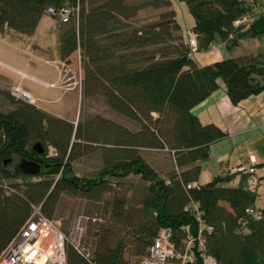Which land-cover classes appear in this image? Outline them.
<instances>
[{
	"label": "trees",
	"instance_id": "1",
	"mask_svg": "<svg viewBox=\"0 0 264 264\" xmlns=\"http://www.w3.org/2000/svg\"><path fill=\"white\" fill-rule=\"evenodd\" d=\"M178 1L193 18L194 50L190 34L185 39L180 33L171 0H0V32L7 27L32 34L49 6L73 7L58 26L60 60L70 66L81 48L84 96L102 95L138 124L131 129L98 113L75 124L0 88V250L32 204L54 218L66 192L98 202L101 213L88 229L90 252L67 242V264H132L129 256L139 261L164 226L179 243L185 230L195 228L194 215L185 209L192 200L213 229L187 264H204L202 253L217 264H264V214L238 229L245 208L255 206V192L222 184L237 172L187 187L197 182L209 144L225 134L215 123H202L193 107L218 87V79L234 104L264 90V47L204 65L191 53L209 49L217 39L229 49L241 38L264 39V11L251 18L253 6L246 0ZM143 9L152 14L139 17ZM243 15L248 21L235 24ZM32 139L41 143L42 153ZM143 147L172 152L175 170L168 178L147 162ZM95 149L102 152L100 169L76 175L73 161ZM22 156L39 161L40 172L16 175L13 165ZM130 176L141 182L126 180Z\"/></svg>",
	"mask_w": 264,
	"mask_h": 264
},
{
	"label": "rangeland",
	"instance_id": "2",
	"mask_svg": "<svg viewBox=\"0 0 264 264\" xmlns=\"http://www.w3.org/2000/svg\"><path fill=\"white\" fill-rule=\"evenodd\" d=\"M171 6H173L172 3ZM176 8L178 9V11L175 9L176 14L178 12L181 24L183 28H185L186 21L183 16L184 11L182 8H179V6H176ZM149 14H152L151 10L143 9L138 16L146 18ZM59 23L60 20L56 15H51L45 12L41 17L37 35L35 32V35L33 34L31 37H27L25 33H20L11 28H6L0 32V35L5 37H13V40H9V42L0 39V60L10 61V59H12L17 62L24 63L26 62V56L19 46L21 48L24 47L25 49L28 48L30 51H36V53L39 52L42 56L47 58L45 59V62L35 63V66L40 71V74H38L39 77L45 81H50L55 77H58L57 82H47L48 86L25 77L22 81L23 87L29 89L37 97V100L32 98V100L27 101L37 104L38 107H40L39 105H42L45 108L47 107L48 109H44L42 107L40 108L58 116L65 117L73 121L75 124L89 114L98 113L102 116L127 125L131 129H137V123L113 110L105 102L102 95L84 96L83 52L81 48H78V57L73 58V61L75 60L76 62H72L70 66L67 65L65 69H59L61 67L59 64L60 58L56 56L54 49L56 39L55 36L57 37ZM54 24L57 25L56 28ZM187 33L188 35H192L190 30H187ZM39 44L44 45L43 52L45 54H43L42 50H40L41 47H39ZM50 54H53L54 56ZM0 73L7 74L17 82L20 79V75L14 73L1 64ZM55 85L59 88L57 91L58 93H53L49 96V98H41L46 97L50 95L52 91L57 90ZM0 88L9 89L10 86L8 85L7 87ZM1 100L2 99L0 98V102ZM260 137H264V130L260 133V135L250 140L248 145L251 149L259 148L262 152H264V139L261 141ZM258 138L260 139L259 143H251L254 140H258ZM33 142V139L30 140V144L33 145ZM52 150L53 149L49 147V153H51ZM141 153L147 162H149L151 166L154 167L163 177L168 178L169 174L175 170L172 152H169L166 149L143 147L141 149ZM72 165L73 172L78 176H88L94 174L102 165V152L100 149H95L90 153L75 159ZM126 180L133 181V183L141 182L138 176H130L127 177ZM256 205L264 208V191L261 192V195H258ZM99 208L100 206L98 202L91 201L79 195H72L70 193L63 192L55 211L54 218H56L59 222V226L62 230L65 232L67 230L68 233H66L69 240L73 243L78 242L79 248L81 250H85L87 253L91 250L90 241L88 240V229L100 220L101 213L98 210ZM73 230L75 232L72 234ZM129 258L131 259L132 264H137L139 256L132 255V257L129 256Z\"/></svg>",
	"mask_w": 264,
	"mask_h": 264
},
{
	"label": "crops",
	"instance_id": "3",
	"mask_svg": "<svg viewBox=\"0 0 264 264\" xmlns=\"http://www.w3.org/2000/svg\"><path fill=\"white\" fill-rule=\"evenodd\" d=\"M246 1L251 2L253 6L252 11L249 13L251 18H253L257 13L264 11V0ZM171 3L173 5L172 7H174L175 9H177L176 6H179V8H182L184 11L183 16L186 21L185 28H183L181 24L180 15L178 14V12V15L176 14V17L181 26L180 33L186 39L188 37L187 30L191 31L190 27L193 24L192 15L188 11L187 6L183 4L182 1L171 0ZM40 21L41 18L32 34H25L27 37H31L33 36V34L35 35V32L37 35ZM54 26L56 28L57 25L54 24ZM190 33L193 35L192 32ZM57 37L55 36L56 39L54 43V49L56 56L59 57V42ZM0 39L9 42V40H13V37L9 38L0 35ZM39 47H41L40 50H42L43 52L44 45L39 44ZM263 47V38H241L238 44L231 49L227 47L225 41L217 39L209 49L195 50L191 53V56L199 65H204L226 58L228 56L239 55L243 53L255 54ZM19 48L24 52L26 56V62L21 63L10 59V61L0 60V64L10 69L14 73L20 75V79L17 82L7 74L0 73V87H7L9 85L11 88L16 84H20L23 87L22 81L23 79H25V77L45 86H48L47 82H57L58 77H55L50 81H45L38 75L40 74V71L35 66V63L45 62V59H47L46 57L42 56V54H40L39 52L36 53V51H30L28 48H21L20 46ZM43 54L45 53L43 52ZM55 87L57 88V90L52 91L50 95L41 98H49V96H51L53 93H58L57 91L59 88L56 85ZM23 88L30 92L32 98L37 100L35 94H33L29 89L25 87ZM39 106L44 109H48L47 107L45 108L42 105ZM192 111L198 116L199 120L202 123H215L225 132V134L221 138L214 140L209 144V156L206 159L199 161L200 172L197 183H206L213 179L215 176L225 175L229 173V168L233 165H237L240 163H254L257 167V170L254 174L259 177V183L257 185H252L248 179V175H244L240 172H237L231 180L223 182L222 184L231 187L242 184L246 188L253 190L256 194L254 205L257 206V197L258 195H261L262 191H264V152H262L259 148L251 149L248 143L250 140L260 135V133L264 130V90L252 94L242 99L237 104H234L231 102L227 95L225 83L223 82V80L218 79V87L213 90L205 99L196 104L193 107ZM260 139L262 141L264 137H260ZM260 139L258 138V140H254L251 143H259ZM221 203L227 204L225 201H221ZM204 264L217 263L214 259H208L204 261Z\"/></svg>",
	"mask_w": 264,
	"mask_h": 264
},
{
	"label": "built area",
	"instance_id": "4",
	"mask_svg": "<svg viewBox=\"0 0 264 264\" xmlns=\"http://www.w3.org/2000/svg\"><path fill=\"white\" fill-rule=\"evenodd\" d=\"M72 10L71 6H62L59 9L49 6L46 12L56 15L60 21H67ZM247 21L248 17L243 15L235 21V24ZM189 40L194 50L196 40L193 35H190ZM59 64L60 70L67 66L61 60ZM10 92L15 97L32 100L30 92L20 84L13 85ZM256 170L254 163H240L229 168V172L247 174L252 185L259 183V177L254 174ZM190 186H198V183L196 181L187 183V187ZM185 209H189L194 215V231L185 230L178 243L173 239V232L169 226L161 227L146 253L140 257L138 264H187L194 257V248L204 247L207 235L211 233L213 226L206 221L204 211L198 202L192 200ZM263 214L264 208L247 206L238 229H246L249 218H261ZM68 241L81 251L78 242L73 243L69 240L67 233L61 229L55 218L45 214L40 204H32L28 218L0 250V264H67L66 243ZM31 251L35 253L32 254ZM202 254L203 261L214 259L210 254Z\"/></svg>",
	"mask_w": 264,
	"mask_h": 264
},
{
	"label": "water",
	"instance_id": "5",
	"mask_svg": "<svg viewBox=\"0 0 264 264\" xmlns=\"http://www.w3.org/2000/svg\"><path fill=\"white\" fill-rule=\"evenodd\" d=\"M33 147L38 153H42L44 148L39 141L33 144ZM8 159V158H7ZM6 161V160H5ZM41 164L35 159H29L24 156L20 157L13 165V171L16 175L26 174V175H36L40 172Z\"/></svg>",
	"mask_w": 264,
	"mask_h": 264
},
{
	"label": "bare ground",
	"instance_id": "6",
	"mask_svg": "<svg viewBox=\"0 0 264 264\" xmlns=\"http://www.w3.org/2000/svg\"><path fill=\"white\" fill-rule=\"evenodd\" d=\"M31 253H32V254H34V253H35V251H31Z\"/></svg>",
	"mask_w": 264,
	"mask_h": 264
}]
</instances>
